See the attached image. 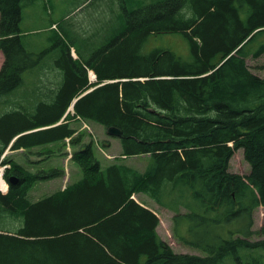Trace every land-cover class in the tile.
I'll return each instance as SVG.
<instances>
[{"label":"trees","instance_id":"obj_1","mask_svg":"<svg viewBox=\"0 0 264 264\" xmlns=\"http://www.w3.org/2000/svg\"><path fill=\"white\" fill-rule=\"evenodd\" d=\"M123 12L112 46L87 61L74 59L73 45L52 35L53 64L63 71L55 95L28 117L16 106L0 116V156L8 146L29 154L69 137L79 146L73 157L82 172L30 201L35 181L63 170L32 172L10 156L1 160L8 189L0 192V264H218L264 247V240H248L251 213L264 207V76L246 63L264 53V0H137ZM20 20V0H0V97L32 68ZM172 33L187 40L186 59L166 46L145 50L150 36ZM86 68L95 73L92 83ZM74 118L117 127L120 155L102 165L68 123ZM239 148L246 174L227 170ZM132 156L146 157L144 170L117 162ZM136 193L177 213L174 228L194 236L177 239L202 255L178 253L162 240L158 216ZM169 197L183 198L187 212L179 214Z\"/></svg>","mask_w":264,"mask_h":264},{"label":"rangeland","instance_id":"obj_2","mask_svg":"<svg viewBox=\"0 0 264 264\" xmlns=\"http://www.w3.org/2000/svg\"><path fill=\"white\" fill-rule=\"evenodd\" d=\"M135 1L137 0H20L19 29L23 47L27 53L25 57L31 56L32 68L22 74L23 83L21 85L0 97V116L16 106L20 110L24 108L23 116L28 117L40 102L50 101V97L55 95L56 89L62 83L63 71L53 64L52 42L54 43V41L52 35L59 33L62 38L73 45L77 57L73 48L70 49V54L74 59L90 60L105 45L112 46L115 40L114 35L122 27L121 18H125L123 5L128 7ZM144 1L149 3L151 0ZM52 23H55V28ZM164 46L173 50L183 59H186L189 54L187 40L178 33L150 36L144 48L149 51L152 48ZM108 49L110 48L108 47ZM1 54L0 67L4 60V55L0 52ZM246 63L253 73L260 77L264 76V53L257 58H247ZM88 80V83L94 81L92 73L91 79L88 78ZM69 113L73 114L72 109L69 110ZM65 121L66 119H61L58 122ZM68 123L75 128L77 136H82V143H92L102 165H106L108 160L119 154V139L108 134L100 124L80 118L70 119ZM102 142L107 143L108 148L104 149ZM78 147V145L72 147L69 138L33 146L29 154L21 150L13 151L7 147L1 154L0 160L5 156H10L32 172L53 169L60 171V168L63 170V174L57 177L40 179L31 185L27 197L30 201H35L58 189H63L66 184L81 177V169L73 157V151ZM117 162L144 170L146 157L120 158ZM227 170L238 174L249 172V163L245 160L242 149L234 150L228 160ZM133 197L150 207L158 216L159 224L156 231L161 239L170 244L176 252L202 255L199 249L184 245L177 239V234L194 239V236L189 232L174 228V216L177 213L159 205L146 194L136 193ZM168 201L171 205L179 204V214L187 212V208L183 205V198L174 200L169 197ZM251 215L253 218L251 230L254 233L248 237V240L253 242L264 240V232L261 229H264V207L258 206L253 209ZM188 223L189 221L186 223V228ZM4 224L8 225V222H4ZM231 227V223L224 226L225 235H228L227 231ZM218 264H264V247L242 249L239 252V260L228 256Z\"/></svg>","mask_w":264,"mask_h":264},{"label":"water","instance_id":"obj_3","mask_svg":"<svg viewBox=\"0 0 264 264\" xmlns=\"http://www.w3.org/2000/svg\"><path fill=\"white\" fill-rule=\"evenodd\" d=\"M85 93H86V92L82 93V94L79 95L78 97L82 96V95L85 94ZM76 99H77V98H75V99L72 100V103H71V105L67 108V111H68L69 109L72 108V105H73V103L75 102ZM106 131H107L108 134H111L112 136H116V137H119L120 134H121V133H120V130H119L117 127H114V126H109V127L106 129ZM9 181H10L11 183L16 182V177H15V176H10V177H9Z\"/></svg>","mask_w":264,"mask_h":264},{"label":"bare ground","instance_id":"obj_4","mask_svg":"<svg viewBox=\"0 0 264 264\" xmlns=\"http://www.w3.org/2000/svg\"><path fill=\"white\" fill-rule=\"evenodd\" d=\"M216 5V4H215ZM220 6H221V4H220ZM219 7V6H218ZM220 9V8H219ZM231 10V9H230ZM136 25V24H135ZM245 30V29H244ZM234 31V30H233ZM113 48V47H112ZM111 54V53H110ZM5 78V77H4ZM93 89V87H90L89 89H87L85 92L87 93L88 91H90V90H92ZM245 115V114H244ZM169 179V178H168ZM4 184H6V182L5 181H3L2 180V178L0 177V190L2 191L3 189H4ZM259 184V183H258ZM228 197V196H227ZM104 201V200H103ZM102 201V202H103ZM101 201H99V203H100ZM250 206V205H249ZM137 208H138V206H137ZM97 225V224H96ZM90 227V226H89ZM261 229H263V228H261ZM90 230V229H89ZM100 231V230H99ZM83 233V232H82ZM103 234V233H102ZM100 235V234H99ZM111 235V234H110ZM153 236V235H152ZM66 237V236H65ZM98 238V237H97ZM113 239V238H112ZM183 241V240H182ZM187 242V241H186ZM95 246H97V245H95ZM111 261V260H110Z\"/></svg>","mask_w":264,"mask_h":264},{"label":"clouds","instance_id":"obj_5","mask_svg":"<svg viewBox=\"0 0 264 264\" xmlns=\"http://www.w3.org/2000/svg\"><path fill=\"white\" fill-rule=\"evenodd\" d=\"M6 188H7V185H6V184H4V190H6Z\"/></svg>","mask_w":264,"mask_h":264},{"label":"crops","instance_id":"obj_6","mask_svg":"<svg viewBox=\"0 0 264 264\" xmlns=\"http://www.w3.org/2000/svg\"><path fill=\"white\" fill-rule=\"evenodd\" d=\"M1 59H2V54L0 55V61H1Z\"/></svg>","mask_w":264,"mask_h":264}]
</instances>
